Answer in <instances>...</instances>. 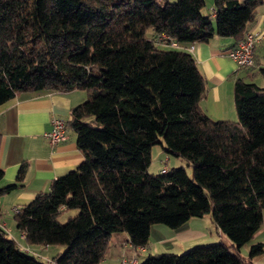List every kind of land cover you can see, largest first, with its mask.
<instances>
[{
	"label": "trees",
	"instance_id": "16d2710c",
	"mask_svg": "<svg viewBox=\"0 0 264 264\" xmlns=\"http://www.w3.org/2000/svg\"><path fill=\"white\" fill-rule=\"evenodd\" d=\"M262 1L213 0L214 27L205 0H0V104L26 91L86 93L65 121L83 160L14 212L29 245L63 246L55 264H101L113 233L145 247L152 225L209 214L229 245L149 253L136 264L246 263L240 248L264 219V86L236 79V120L213 119L199 104L206 86L194 57L157 42L214 33L238 42ZM161 140L191 176L183 166L148 171ZM24 168L0 193L20 185ZM69 209L78 211L60 222ZM262 252L253 243L248 258ZM0 264L48 263L0 227Z\"/></svg>",
	"mask_w": 264,
	"mask_h": 264
},
{
	"label": "crops",
	"instance_id": "0c3cea01",
	"mask_svg": "<svg viewBox=\"0 0 264 264\" xmlns=\"http://www.w3.org/2000/svg\"><path fill=\"white\" fill-rule=\"evenodd\" d=\"M205 1L207 8L204 6L202 13L210 16L214 26L213 0ZM246 31L261 35L254 44L253 65L249 68L239 67L227 55V51L237 44L232 37H221L214 33L207 42L176 45L161 40L157 42L162 44L160 48L179 47L194 57L206 86L199 104L213 119L236 120L233 97L236 79L264 86V0L256 7L254 19L247 25ZM85 99L86 93L79 89L38 90L16 93L0 104V168L4 172L0 187L14 182L20 166L25 165L20 185L0 193V227L17 244L31 247L16 227L13 208L31 202L37 193L49 189L53 179L74 169L83 160V153L76 144V134L68 125L66 139L58 143H50L43 133L50 129L53 117L67 121L71 108ZM165 227L161 224L152 225L149 239L154 234L155 241L148 240L145 247L138 248L130 244L125 232L111 234L106 254L111 264H122L123 257L134 258L137 263L149 253L175 251L178 248L185 250L214 241L230 244V240L216 227L209 214L191 217L178 228ZM256 242L263 244V252L249 259L250 246ZM41 246L44 248L34 247L35 252L52 251V254H48L50 257L63 250L61 245H52L54 250H49V245ZM240 253L246 259L245 264H264V219L253 238L240 248Z\"/></svg>",
	"mask_w": 264,
	"mask_h": 264
},
{
	"label": "rangeland",
	"instance_id": "374dc122",
	"mask_svg": "<svg viewBox=\"0 0 264 264\" xmlns=\"http://www.w3.org/2000/svg\"><path fill=\"white\" fill-rule=\"evenodd\" d=\"M164 1V0H163ZM170 1V0H169ZM172 1V0H171ZM206 1H205V8L206 7ZM214 27H215V19H214ZM152 34V29L151 28H148L147 31H146V35L147 36H150ZM159 45H162V44H159L158 43V46ZM164 45V44H163ZM176 49H178L179 47H175ZM162 142V145L161 143H156L155 145L152 146L151 148V162L150 164L148 165V171L151 172V173H158L160 172L164 167H177V166H183L186 170V172L188 173L189 176H191V173H192V168L191 166L188 164L187 161H185L184 159H182L181 157H177V156H174V155H171V154H168L166 153L162 146L164 145L163 141L161 140ZM166 158H169V160H166ZM77 209H69L67 211H63L61 212L57 219L60 221V222H65L67 220L68 217L70 216H73L77 213ZM163 227H165V225H162ZM165 228H168V227H165ZM150 242H154L155 241V238H154V234L151 236V238L149 239ZM214 242H219V241H214ZM31 247L29 248V253L30 254H33L36 256V258L42 262H46L47 259H50L51 257L48 256V254H52V251H41L39 250L40 252H35V248L36 247L37 249L39 248H44L43 246L41 245H30ZM59 246V245H58ZM189 247V246H188ZM192 247V246H191ZM49 250H54L53 246L52 245H49ZM35 249V250H34ZM188 248H186L187 250ZM183 250V249H182ZM181 248H178L177 250L175 251H164V252H179L181 253L180 251H182ZM177 251V252H176ZM38 253H42V254H38ZM54 253V252H53ZM160 253V252H158ZM107 254V250L105 252V255H104V258L102 259L101 261V264H111V260L108 259V255ZM125 258V257H124ZM127 260V258H125ZM130 260H133L134 264H136V260L134 258H130L128 259V262ZM112 263H115V262H112Z\"/></svg>",
	"mask_w": 264,
	"mask_h": 264
},
{
	"label": "built area",
	"instance_id": "2783aa9c",
	"mask_svg": "<svg viewBox=\"0 0 264 264\" xmlns=\"http://www.w3.org/2000/svg\"><path fill=\"white\" fill-rule=\"evenodd\" d=\"M261 37L260 34L253 31H246L241 40H239L235 47L227 51V55L233 59L239 67L249 68L253 65V50L255 42ZM161 38H166L163 34ZM171 45H176L175 42H170ZM43 136L50 143H58L66 139V124L65 120L59 117H53L51 120V127L49 130L43 133ZM18 208H13V211L16 212ZM19 247L25 251H29V248L18 244ZM48 264H55L53 259H47ZM122 264H134L133 260L128 262V259L122 258Z\"/></svg>",
	"mask_w": 264,
	"mask_h": 264
}]
</instances>
